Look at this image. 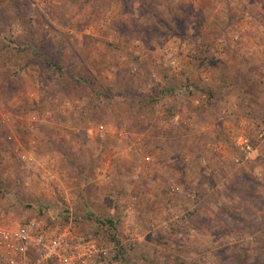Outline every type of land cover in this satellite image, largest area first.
Returning a JSON list of instances; mask_svg holds the SVG:
<instances>
[{
	"label": "rangeland",
	"instance_id": "obj_1",
	"mask_svg": "<svg viewBox=\"0 0 264 264\" xmlns=\"http://www.w3.org/2000/svg\"><path fill=\"white\" fill-rule=\"evenodd\" d=\"M27 219L264 264V0H0V229Z\"/></svg>",
	"mask_w": 264,
	"mask_h": 264
},
{
	"label": "built area",
	"instance_id": "obj_2",
	"mask_svg": "<svg viewBox=\"0 0 264 264\" xmlns=\"http://www.w3.org/2000/svg\"><path fill=\"white\" fill-rule=\"evenodd\" d=\"M242 152L251 151L246 139H239ZM128 239L110 248L85 244L68 227L50 229L36 219H27L16 229H0V245L11 264H117L123 248L134 247Z\"/></svg>",
	"mask_w": 264,
	"mask_h": 264
},
{
	"label": "trees",
	"instance_id": "obj_3",
	"mask_svg": "<svg viewBox=\"0 0 264 264\" xmlns=\"http://www.w3.org/2000/svg\"><path fill=\"white\" fill-rule=\"evenodd\" d=\"M109 223L112 224L111 222H109ZM112 238H113V240H115L113 235H112ZM123 255H124V253H120L119 255H115V256L120 257V260H121Z\"/></svg>",
	"mask_w": 264,
	"mask_h": 264
}]
</instances>
